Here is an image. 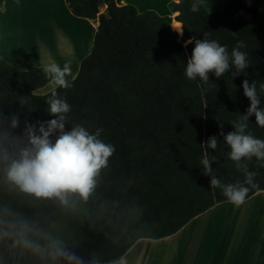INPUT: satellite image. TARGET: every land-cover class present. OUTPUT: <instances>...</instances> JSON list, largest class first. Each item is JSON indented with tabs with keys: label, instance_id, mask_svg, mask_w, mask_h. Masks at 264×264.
<instances>
[{
	"label": "trees",
	"instance_id": "16d2710c",
	"mask_svg": "<svg viewBox=\"0 0 264 264\" xmlns=\"http://www.w3.org/2000/svg\"><path fill=\"white\" fill-rule=\"evenodd\" d=\"M4 0H0V7ZM78 17L98 21L93 49L81 62L70 88L56 90L71 105L69 123H83L115 146L108 166L101 169L87 201L70 196L67 205L55 199H35L0 177V212L15 214L48 227L65 246L86 262L118 264L140 238L160 239L177 233L196 216L228 201L211 188L202 170L207 151L216 156L213 172L225 184L243 179L227 157L228 146L219 135L232 129L249 100L241 82L264 83V0H230L210 12L203 4L192 12V0H171L183 26L180 39L172 18L153 10L138 11L122 0H66ZM101 3L107 8L102 10ZM210 38L231 52L244 42L250 62L243 73L235 68L209 81L187 79L184 68L193 45L190 37ZM50 81L42 70H21L0 57V106L7 115L20 113L23 121L48 120L46 94L37 90ZM17 97H27L20 106ZM264 103V96L261 97ZM248 131L264 139V127L249 117ZM213 135L217 148L201 145ZM255 188L245 200L264 190V167L253 157ZM0 264H41L28 252L0 242ZM63 264V262H61Z\"/></svg>",
	"mask_w": 264,
	"mask_h": 264
},
{
	"label": "clouds",
	"instance_id": "9594fccd",
	"mask_svg": "<svg viewBox=\"0 0 264 264\" xmlns=\"http://www.w3.org/2000/svg\"><path fill=\"white\" fill-rule=\"evenodd\" d=\"M204 0H192L190 10L198 12ZM182 35L181 27H175ZM193 45L183 71L189 80L209 81V73L223 76L235 68V75L245 72L250 62L248 54L242 51L243 41L238 40L228 51L227 45L210 38L208 32L202 38H189L185 42ZM71 61L63 67L55 61L45 63L42 71L54 86L46 98V111L52 117L48 120L23 121L20 113L7 115L0 106V177L21 193L35 199H55L61 205L69 203L70 196L87 201L96 185L100 170L108 166L109 158L115 152V146L101 138L102 129L90 131L83 123L71 124L68 114L71 105L58 94L56 88H70L67 77L71 73ZM244 96L249 105L238 120L232 121L231 131L224 133L221 125L219 135L228 146L227 157L233 161L243 179L234 183H223L220 178L211 175L212 162L216 156L207 151L201 159L202 170L210 175L211 188H219L221 194L233 204L244 202L250 188H255V171L248 169L247 161L253 157L264 167V139L255 137L248 131L249 117H255V123L264 127V83L256 81L241 82ZM20 106H27V97H17ZM217 136L213 135L201 145L207 149L217 148ZM0 242H10L12 249L28 252L37 257L41 264H97L95 260L85 261L75 251L65 246V242L48 227L29 221L4 210L0 212Z\"/></svg>",
	"mask_w": 264,
	"mask_h": 264
},
{
	"label": "crops",
	"instance_id": "0c3cea01",
	"mask_svg": "<svg viewBox=\"0 0 264 264\" xmlns=\"http://www.w3.org/2000/svg\"><path fill=\"white\" fill-rule=\"evenodd\" d=\"M170 1L122 3L132 4L140 12L153 10L161 16L178 17V12L169 8ZM203 5L210 12L221 8L206 0ZM61 24L69 30L61 32ZM38 26L46 31L40 32ZM97 27V20L75 16L66 0H4L0 7V57L21 70H42L51 61L63 67L71 61L67 79L72 80L93 49ZM33 44L39 45L35 51ZM53 87L49 82L37 93L46 94ZM263 219L264 190H259L239 205L229 201L214 205L173 235L140 238L118 264H264Z\"/></svg>",
	"mask_w": 264,
	"mask_h": 264
},
{
	"label": "rangeland",
	"instance_id": "374dc122",
	"mask_svg": "<svg viewBox=\"0 0 264 264\" xmlns=\"http://www.w3.org/2000/svg\"><path fill=\"white\" fill-rule=\"evenodd\" d=\"M206 1H209V2H212V3H214V4H218L217 6H219V7H222V6H224L226 3H222V2H224V0H206ZM220 2V3H219ZM106 8H103L102 7V10H105ZM173 20H177V16L176 15H174L173 17H172V21ZM178 21V20H177ZM53 25V24H52ZM51 25V26H52ZM62 25V28L60 29V31L61 32H63L65 29L66 30H69V28L68 27H66L65 25H63V24H61ZM57 28L59 27V26H57V24L55 25ZM33 28H36V27H33ZM36 29H38L40 32H44V31H46V28H44L43 26H38ZM48 29H50V28H48ZM181 29H182V35L181 34H178L179 36V38L181 39L182 37H183V26H181ZM33 33V32H32ZM18 38H21V34H19L18 35ZM16 47H17V45H15ZM36 47H39V45L37 44H33L32 45V50H36ZM20 52H21V49L19 50ZM30 58H34V56H31ZM44 91H46V88H45V90ZM260 224H262L263 226H264V219H263V221H261V223Z\"/></svg>",
	"mask_w": 264,
	"mask_h": 264
},
{
	"label": "bare ground",
	"instance_id": "6f19581e",
	"mask_svg": "<svg viewBox=\"0 0 264 264\" xmlns=\"http://www.w3.org/2000/svg\"><path fill=\"white\" fill-rule=\"evenodd\" d=\"M172 26H173V27H181V24H180L179 21H177V20H173V21H172Z\"/></svg>",
	"mask_w": 264,
	"mask_h": 264
},
{
	"label": "water",
	"instance_id": "95a60500",
	"mask_svg": "<svg viewBox=\"0 0 264 264\" xmlns=\"http://www.w3.org/2000/svg\"><path fill=\"white\" fill-rule=\"evenodd\" d=\"M101 7L107 8V6L104 3H101Z\"/></svg>",
	"mask_w": 264,
	"mask_h": 264
}]
</instances>
